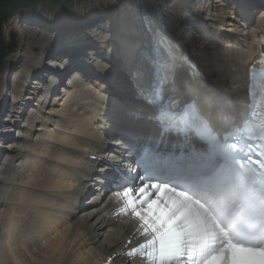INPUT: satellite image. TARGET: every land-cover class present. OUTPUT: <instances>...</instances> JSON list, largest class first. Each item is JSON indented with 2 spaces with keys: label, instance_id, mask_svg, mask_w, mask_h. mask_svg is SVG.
I'll return each mask as SVG.
<instances>
[{
  "label": "bare ground",
  "instance_id": "bare-ground-1",
  "mask_svg": "<svg viewBox=\"0 0 264 264\" xmlns=\"http://www.w3.org/2000/svg\"><path fill=\"white\" fill-rule=\"evenodd\" d=\"M113 1L120 4V7L121 4H126L132 11L138 8V0ZM155 2L164 10L162 5L165 0H155ZM198 2H211L214 11L205 12L202 16L206 18L196 16L194 21L199 22V19H203L202 22L206 21L205 25L212 27L211 36L219 35L220 32L212 24H219L220 30L225 26L228 34L220 37L226 38L227 42L221 47L223 53L219 54L217 42L213 39L206 38L204 41H199L197 36H192L189 42L191 50L198 57L205 72L209 74L211 81L215 78V81L229 94L241 97L247 67L254 54L262 49L261 45L264 46V13L256 18L260 31L257 34H249V31H244L246 28L242 29L240 31L242 40L240 39V44L235 46L230 40L233 39V33L236 31L233 26L241 16L233 17V14L228 13V16H225L224 9L229 7L221 0H197L196 4ZM181 4L180 8H187L185 4ZM168 9L171 7L168 6ZM129 11L132 12L128 10L127 15ZM171 12L168 11L165 16L170 19L171 24H176L178 17ZM192 23L193 20L190 22V28H194ZM128 30L136 31L135 25L130 23L123 28L124 34L121 36L126 39L121 43L119 42L121 36L112 34L108 47L112 43H120L122 49L136 51L134 40L136 35L130 37L126 32ZM17 31L21 40L33 37L30 30L18 28ZM259 35L261 45L253 40ZM35 43L41 45L38 40H35ZM195 43L199 44L197 48L192 46ZM137 44L139 45V42ZM70 45L75 46L73 43ZM98 47L104 49L101 45ZM93 54L98 53L92 49L88 55L92 58ZM123 54L126 55L127 52ZM98 55L100 58H94L93 63L96 61L100 64L102 58L107 57L106 54ZM49 65L52 66L48 67H53L55 64L51 60ZM119 67L120 64L114 63V68ZM55 68L57 69L58 66ZM75 75L61 87L60 93L57 97L54 96L52 101H47V98H50L48 93L35 91L34 87L29 88L25 85L29 73L13 84L20 92L18 96L22 97L23 104H27L26 102L34 97L37 99V104L34 105L39 106L35 113L44 106H48L50 112L46 118L34 117L35 113L29 114L26 118L28 128L22 135L25 139L16 141L15 146H5L3 151H0V264H100L118 250L119 243L123 239L121 232L109 231L112 221L101 213L105 210L101 211L96 207L94 212L97 215L101 213L99 217L94 215L79 217L77 203L86 190V183L82 180L89 176L90 167L94 164L83 159V156H97L107 132L113 130L106 124L108 120L105 122L103 105L115 98L124 103V88L115 87L114 90L110 85H106L105 92L101 90V87L104 89L103 86L96 87L94 83L83 82L75 78L77 73ZM181 76H184L182 69L178 71L177 78L180 79ZM41 81L47 92L53 93L55 84L51 86L45 79ZM197 84L199 87H204L201 82ZM1 86L2 76L0 98ZM108 93L111 94L110 97ZM60 95L62 98L58 99ZM20 101L16 99L14 103L8 102L7 109L14 110L11 116L16 115L19 109L15 104H22L19 103ZM111 107L113 108L109 113L113 122L117 123L116 127L122 128L123 133H128L133 126L122 118L123 108L118 103ZM235 118L233 117V120ZM33 123L39 124V129L36 130L39 132L34 131L31 134L30 131L35 129L28 125ZM28 132L34 138V142L26 140L29 139L26 134ZM93 219L96 225L89 223V220ZM102 238L106 240V244L100 242Z\"/></svg>",
  "mask_w": 264,
  "mask_h": 264
},
{
  "label": "snow or ice",
  "instance_id": "snow-or-ice-1",
  "mask_svg": "<svg viewBox=\"0 0 264 264\" xmlns=\"http://www.w3.org/2000/svg\"><path fill=\"white\" fill-rule=\"evenodd\" d=\"M160 119L162 138L141 146L135 162L168 178L145 183L141 173L114 181L120 213L140 221L150 237L139 246L143 255L158 253L160 264H228L231 253V264H252L237 254L264 252V172L235 165L232 146L206 122L167 108ZM170 133L175 138L165 142Z\"/></svg>",
  "mask_w": 264,
  "mask_h": 264
},
{
  "label": "trees",
  "instance_id": "trees-1",
  "mask_svg": "<svg viewBox=\"0 0 264 264\" xmlns=\"http://www.w3.org/2000/svg\"><path fill=\"white\" fill-rule=\"evenodd\" d=\"M52 3H60L64 7L69 4L68 0H0V61L11 48V46L5 44L1 35L2 24L11 13L21 9H33L37 4L49 6Z\"/></svg>",
  "mask_w": 264,
  "mask_h": 264
},
{
  "label": "rangeland",
  "instance_id": "rangeland-1",
  "mask_svg": "<svg viewBox=\"0 0 264 264\" xmlns=\"http://www.w3.org/2000/svg\"><path fill=\"white\" fill-rule=\"evenodd\" d=\"M167 1V0H166ZM177 1V0H176ZM82 2V4L80 5V7H83V5H85V7H86V5H88L89 7H91V9L94 7V8H97V7H100V6H102L103 5V3H104V0H85L84 1V3H83V1H81ZM168 3V2H167ZM172 3V2H171ZM210 3V2H209ZM92 4H94V5H92ZM182 4H180V6H181ZM85 13V12H84ZM78 14H81L82 15V13H78ZM71 15H75V12H73ZM58 16L59 15H52V16H46V17H48V18H53V17H56V18H58ZM69 17V16H68ZM12 22V21H11ZM212 26L215 28V26H216V23H214V25L212 24ZM225 27V26H224ZM234 27V26H233ZM15 28V24H13V22L11 23V24H9V25H6L5 27H4V34H5V37H6V39H8V37H7V35H10L11 33H13L14 35H15V37H16V41H17V34H16V32L13 30ZM209 28H212V27H209ZM28 31V30H27ZM17 33H18V31H17ZM113 34H114V31H113ZM34 35V34H33ZM32 35V36H33ZM197 40H198V38H197ZM195 41H196V39H195ZM34 42H35V39L32 37L31 38V41H30V43L32 44H34ZM199 42V41H198ZM17 43H18V41H17ZM196 44V45H195ZM195 44H193L192 46H195L196 48L199 46V44H197V43H195ZM200 48V47H199ZM217 52L219 53V54H222L223 52L221 51V50H217ZM24 54L22 53V54H19V56H23ZM220 58V57H219ZM5 64V66H4V68H3V70H2V72L3 71H5V69L7 68V66H9V65H11V60H7V62H5L4 63ZM55 67V66H54ZM1 75V74H0ZM0 79H1V77H0ZM3 150V149H2ZM89 223H91V224H97V223H95V222H90L89 221ZM15 236H16V234H15ZM17 238H18V236L17 237H15V239L17 240ZM15 240V241H16ZM100 242L101 243H103V244H106V240L105 239H103L102 238V240L100 239Z\"/></svg>",
  "mask_w": 264,
  "mask_h": 264
}]
</instances>
